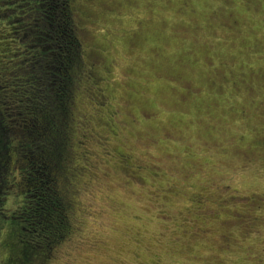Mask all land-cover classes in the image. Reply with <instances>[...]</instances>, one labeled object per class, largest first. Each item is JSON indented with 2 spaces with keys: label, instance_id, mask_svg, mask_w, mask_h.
<instances>
[{
  "label": "rangeland",
  "instance_id": "374dc122",
  "mask_svg": "<svg viewBox=\"0 0 264 264\" xmlns=\"http://www.w3.org/2000/svg\"><path fill=\"white\" fill-rule=\"evenodd\" d=\"M71 6L83 61L60 155L68 227L22 256L39 237L30 163L0 144V264H264V0Z\"/></svg>",
  "mask_w": 264,
  "mask_h": 264
},
{
  "label": "trees",
  "instance_id": "16d2710c",
  "mask_svg": "<svg viewBox=\"0 0 264 264\" xmlns=\"http://www.w3.org/2000/svg\"><path fill=\"white\" fill-rule=\"evenodd\" d=\"M8 22L9 31L0 26V64L13 76L12 87H5L15 100L0 101V144L3 152L12 151L15 164L23 158L30 163L23 180L39 237L19 250L29 258L53 248L68 227L58 187L60 155L83 58L71 0H0V24Z\"/></svg>",
  "mask_w": 264,
  "mask_h": 264
},
{
  "label": "flooded vegetation",
  "instance_id": "af4514ba",
  "mask_svg": "<svg viewBox=\"0 0 264 264\" xmlns=\"http://www.w3.org/2000/svg\"><path fill=\"white\" fill-rule=\"evenodd\" d=\"M9 260H10V259H7V264H8V262H9Z\"/></svg>",
  "mask_w": 264,
  "mask_h": 264
}]
</instances>
